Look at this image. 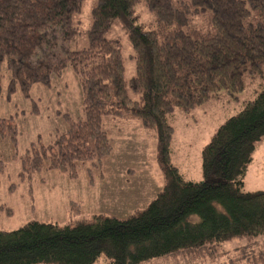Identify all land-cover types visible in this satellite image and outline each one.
<instances>
[{
    "label": "trees",
    "instance_id": "trees-1",
    "mask_svg": "<svg viewBox=\"0 0 264 264\" xmlns=\"http://www.w3.org/2000/svg\"><path fill=\"white\" fill-rule=\"evenodd\" d=\"M83 1L0 0V97L4 77L8 98L17 91L30 98L35 84L51 85L68 66L83 91L84 117L66 115L68 127L50 143H33L16 155L21 175L54 170L75 178L83 167L93 185V170L102 171L114 149L103 116L116 115L156 132L164 183L144 208L126 216L100 213L64 225L30 220L0 229V264H94L100 258L142 264L179 254L214 256L221 242L264 236V189L244 184L264 139V83L203 146L200 180L186 178L173 162L169 120L177 107L188 113L222 89L238 98L247 76L264 77V0H96L88 46L73 49ZM137 4L153 15L148 24L138 21ZM117 18L133 48L135 74L128 80L122 43L106 35ZM18 135L14 117L0 116V137L17 146Z\"/></svg>",
    "mask_w": 264,
    "mask_h": 264
},
{
    "label": "rangeland",
    "instance_id": "rangeland-1",
    "mask_svg": "<svg viewBox=\"0 0 264 264\" xmlns=\"http://www.w3.org/2000/svg\"><path fill=\"white\" fill-rule=\"evenodd\" d=\"M96 0H84L76 14V34L69 41L73 49L88 46L86 30L92 23V6ZM139 22L149 23L153 15L144 4L135 6ZM119 38L125 64V77L135 74L133 48L120 20L113 21L106 34ZM264 77L247 76L245 89L238 98L222 89L217 97L196 106L190 112L177 107L169 116L173 126L172 160L188 179L203 178L202 148L218 126L238 112L249 99L256 97L263 86ZM8 78H3L0 97V116H13L18 124L17 146L9 136L0 137V229H17L30 220L54 221L61 225L79 219H90L94 214L126 216L144 208L164 183L157 162V135L142 125L140 120L116 116H103V125L113 139L114 149L100 169H94V184L89 173L81 167L79 176L54 170L21 175L22 156L34 144L50 143L56 133L68 127L66 115L72 119L84 117L83 91L78 75L68 66L61 76L54 77L51 85L35 84L31 97L20 91L11 98L6 96ZM262 85V86H261ZM132 96L138 98L137 94ZM33 100L38 109L34 111ZM102 173V175H100ZM246 190L264 189V139L259 141L254 159L244 176ZM264 236L237 237L218 244L214 256L179 254L153 259L142 264H262ZM94 264H105V258Z\"/></svg>",
    "mask_w": 264,
    "mask_h": 264
}]
</instances>
